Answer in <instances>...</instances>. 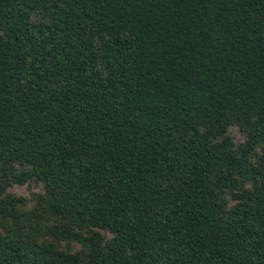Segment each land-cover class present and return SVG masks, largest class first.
<instances>
[{"label":"trees","instance_id":"1","mask_svg":"<svg viewBox=\"0 0 264 264\" xmlns=\"http://www.w3.org/2000/svg\"><path fill=\"white\" fill-rule=\"evenodd\" d=\"M0 215V264H264V0H0Z\"/></svg>","mask_w":264,"mask_h":264},{"label":"rangeland","instance_id":"2","mask_svg":"<svg viewBox=\"0 0 264 264\" xmlns=\"http://www.w3.org/2000/svg\"><path fill=\"white\" fill-rule=\"evenodd\" d=\"M36 19H41V14H36ZM227 136L229 141L232 143V148L233 149H237V151H240V147L241 145L246 141V135L244 133H242L240 131V129L235 126V125H231L228 130H227ZM248 188H250V184L247 185ZM5 193L6 195H11L14 197H18L21 198L22 201H19L17 204V210L18 212H32L35 213L37 215V220L39 223H42V225H52L53 223V218L50 217V211L47 208H44L41 204L44 203H40L39 199H38V194L43 192V187L40 183H36V182H25L23 184H18V183H6L5 187H4ZM9 209V208H8ZM2 215H0V234H4L5 233V228L2 227L1 223L3 225H8L9 223L12 224V218L10 216H7L5 219H2ZM22 218V217H21ZM56 220V217H54ZM27 222V221H26ZM58 226H61V221L58 222V220H56ZM32 224V222L30 223ZM66 228H69L72 232L73 231H77V232H82L83 235H87V231L88 229H77L76 226H74L73 224H71L70 226L67 224ZM25 230V229H24ZM105 236H108L106 232H102ZM44 238H46L51 242H54L55 245L60 248L63 249L67 252L73 253V252H79L82 251V247L80 246L79 243H77L74 240H56V241H52V239L49 238V236H45Z\"/></svg>","mask_w":264,"mask_h":264}]
</instances>
